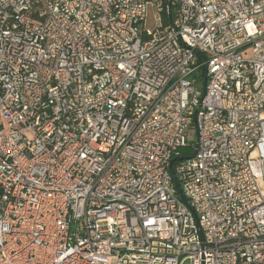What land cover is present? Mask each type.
<instances>
[{"label": "built area", "instance_id": "1", "mask_svg": "<svg viewBox=\"0 0 264 264\" xmlns=\"http://www.w3.org/2000/svg\"><path fill=\"white\" fill-rule=\"evenodd\" d=\"M186 262L264 264V0H0V264Z\"/></svg>", "mask_w": 264, "mask_h": 264}, {"label": "rangeland", "instance_id": "2", "mask_svg": "<svg viewBox=\"0 0 264 264\" xmlns=\"http://www.w3.org/2000/svg\"><path fill=\"white\" fill-rule=\"evenodd\" d=\"M157 25H159V21L157 20V15L154 11V9H151L149 10V13H148V17H147V20H146V27L148 30H154ZM187 151L184 150L183 153L185 154ZM186 264H188V262H186Z\"/></svg>", "mask_w": 264, "mask_h": 264}, {"label": "water", "instance_id": "3", "mask_svg": "<svg viewBox=\"0 0 264 264\" xmlns=\"http://www.w3.org/2000/svg\"><path fill=\"white\" fill-rule=\"evenodd\" d=\"M206 82H207V76H205V78H204L205 88H204L203 96H205V93H206ZM175 184H176V187L178 188V192L180 194V198H181L182 202L189 206V203H188L186 197L184 196V194L182 192V189L180 188V184H179V182L177 180L175 181ZM194 214L197 217V215H196L195 212H194ZM197 223H198V226H199V231H200L201 239H202V241H204V234H203V231H202V229H201V227L199 225L198 218H197Z\"/></svg>", "mask_w": 264, "mask_h": 264}, {"label": "trees", "instance_id": "4", "mask_svg": "<svg viewBox=\"0 0 264 264\" xmlns=\"http://www.w3.org/2000/svg\"><path fill=\"white\" fill-rule=\"evenodd\" d=\"M169 2V0H166V3H168Z\"/></svg>", "mask_w": 264, "mask_h": 264}]
</instances>
